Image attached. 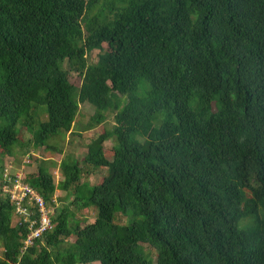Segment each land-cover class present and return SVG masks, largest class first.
<instances>
[{"label": "trees", "instance_id": "16d2710c", "mask_svg": "<svg viewBox=\"0 0 264 264\" xmlns=\"http://www.w3.org/2000/svg\"><path fill=\"white\" fill-rule=\"evenodd\" d=\"M101 1L0 0V160L22 129L53 150L79 103L86 129L113 112L81 159L106 169L97 183L71 156L56 183L43 164L22 177L92 221L52 206L20 254L26 225L0 189V264H264V0Z\"/></svg>", "mask_w": 264, "mask_h": 264}, {"label": "rangeland", "instance_id": "374dc122", "mask_svg": "<svg viewBox=\"0 0 264 264\" xmlns=\"http://www.w3.org/2000/svg\"><path fill=\"white\" fill-rule=\"evenodd\" d=\"M103 1L104 0L101 2ZM99 10L100 9L94 8L91 13H99ZM104 14H102V16ZM96 53V50L90 52V62H94L96 60ZM62 66L64 69L67 68L66 61L63 62ZM68 80L74 86H78L79 84V77L74 72H68ZM42 110L44 111V106H39V109L37 110L38 118H42ZM93 112L94 108L88 103H79L77 114L71 124V129L66 132L59 130L56 135L46 140L47 145L54 147L53 150L47 149L45 145L35 146L32 142L31 132L29 130L22 129L18 142L11 148L12 154L3 155L0 163L2 165L3 163L10 165L11 169L9 168V171L15 172L16 170H19L23 175L27 172H34L38 164H43L48 167L53 182L56 183L61 179L58 171L59 161L64 157L71 156L78 161V164L82 169L79 183H97L106 173V169L92 168L89 165H83L81 159L85 153L86 144L90 141V139L94 138L102 131H109L111 129L113 124V112L111 110L105 111L102 122L94 125L90 129H86L87 124L89 123V118ZM112 143L113 140L110 138L103 142V147L108 149ZM88 184L83 186L81 185L80 188L82 187L81 189H83L85 186H88ZM72 199L73 196L71 194H67L61 190H55L52 196V206L54 210L66 206L67 210L70 211L76 219L82 221L81 224L92 221L94 216L93 208L90 207L88 209L76 210L70 204ZM116 218L120 219L122 222L127 221L126 218L120 217L119 214H116ZM69 239L71 241L72 238L69 237ZM141 246L143 251L147 253L152 260H154L156 254L155 249L148 244H141Z\"/></svg>", "mask_w": 264, "mask_h": 264}, {"label": "built area", "instance_id": "2783aa9c", "mask_svg": "<svg viewBox=\"0 0 264 264\" xmlns=\"http://www.w3.org/2000/svg\"><path fill=\"white\" fill-rule=\"evenodd\" d=\"M10 165H5L1 175L0 189L7 195L13 206L15 218L26 225V234L22 239L20 254L30 247L43 233L51 230L50 214L52 208L46 206L42 197L26 182L23 174L16 170L9 171Z\"/></svg>", "mask_w": 264, "mask_h": 264}]
</instances>
